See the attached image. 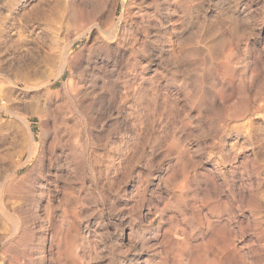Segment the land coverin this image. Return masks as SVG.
I'll list each match as a JSON object with an SVG mask.
<instances>
[{
	"label": "rangeland",
	"instance_id": "rangeland-1",
	"mask_svg": "<svg viewBox=\"0 0 264 264\" xmlns=\"http://www.w3.org/2000/svg\"><path fill=\"white\" fill-rule=\"evenodd\" d=\"M84 5L72 56L112 22L127 53L29 125L10 81L55 72ZM0 89V184L27 224L0 264H264V0H0Z\"/></svg>",
	"mask_w": 264,
	"mask_h": 264
},
{
	"label": "bare ground",
	"instance_id": "bare-ground-1",
	"mask_svg": "<svg viewBox=\"0 0 264 264\" xmlns=\"http://www.w3.org/2000/svg\"><path fill=\"white\" fill-rule=\"evenodd\" d=\"M84 1L87 2V4L89 3V0H84ZM91 8H93V7H91ZM91 8H90V5H84V7L82 9H80L79 11H76L78 9H75V11L73 10V12H72L73 14H71L72 18H71L70 27H71L72 38H71L70 42L69 43L67 42L66 46H64L62 49H60L58 51H55L53 53V55H51V56L49 55L50 57L47 59V63H50L48 61H51V63L54 62L53 64L56 67L55 70H53V72L55 71L54 73H50L48 75L46 74L47 76L44 77V79H41L40 75L38 76V74H37V76L41 79V80L38 79L37 82L28 81V80H25V78L23 80L21 78L18 79L20 81H10V85L12 86V88L19 90V93L23 94V101L21 103L22 110L29 111V113H30V115H26L24 117L19 115L18 116L19 119H22L23 121H25V122H27L29 124V118H31V117H37L40 120H42V119H44L46 117L49 118V116L52 114L51 112H52V108H53V100L55 98H60L63 95H64V98L68 102H75L79 98V96L81 95V92H82L81 86L83 84L81 85V78L78 75V73H80L79 71L82 68V66H83L84 69H87V70L91 69V70L94 71L97 68L98 64H99L100 66H98V68L100 67V68L104 69L106 72H108V74L110 76H112L111 78L114 77V75L116 73L115 72L116 64L113 63V65H112L110 63V60L115 55H118V56H121V57L124 58L126 53H127L126 52L127 51L126 50L127 47H125L124 45H122L120 43L119 34L117 33L118 26L114 22L110 23L106 30H102L98 26L99 30H98L97 36L93 37L94 38L93 44H92V41H91L90 44L88 42H86L84 45L79 46L80 50H79V54L78 55H75V56L73 55L72 56V54H71V50L74 47V45L76 43L80 42V41H84L91 34L92 28H86V24H88V22H94L96 20V18H97V15L100 13V11H98L96 9L92 10ZM52 44H54V43H52ZM124 44H126V43H124ZM193 53H195L194 50H193ZM97 55L100 56L101 59H98ZM193 56L195 57V55H192V57ZM95 58H97V59H95ZM83 59H84L85 63H83L81 66H79L78 65V60H83ZM193 61H195V60H193ZM121 65H120V67H121ZM54 66H52V67H54ZM121 70H122V68H121ZM83 73H85V72H83ZM66 74H67V78L65 80L63 79L64 81L62 82L63 86L61 87V89L59 88V89L55 90L54 89L55 82H57L59 79H62L64 77V75H66ZM108 74H107V76H108ZM41 75H43V74H41ZM26 78H28V77H26ZM101 80H102V86H106L107 85L106 84V79L104 78V80H103V78H101ZM112 84H114V86H115L117 84V82L113 81ZM19 86H22V88H20ZM103 88H105V87H103ZM17 90H15V91H17ZM0 91H1V89H0ZM125 91H127V90H125ZM96 96H98V95H96ZM93 98H94V96H93ZM99 99L95 98V100L97 102L100 101V104L102 106H105L106 105V101L105 100H101V99L99 100ZM103 99H105V98H103ZM60 100H58V101H60ZM111 105H112V103H109V106H111ZM64 109H66V108L64 107ZM101 110H100V112H101ZM24 124H26V123H24ZM7 188H8V190H10L11 187H9V185H7L5 183H1L0 184V217L6 223L7 222L10 223V227L9 228H4L3 230H11V231L9 233H6L5 237H3V239H5L4 241L0 240V245L4 246L6 249L10 245H11V248L23 247L24 243L22 242V239L25 237L24 230H27V224L24 223L23 221H21V218L19 217L20 215L17 216L15 214V213H19V210L21 208L20 206H14L13 207L14 214L9 212V210L7 208V205H6V203H5L4 199H3L4 198L3 197V193L5 194L4 191ZM15 205H17V204H15ZM14 217H16L17 220H15ZM25 248L24 249H19V250L20 251H24ZM13 258L14 259H11V260L17 261V262H21V261H23V259H25V258H23V253L18 252V251L16 252V255H13ZM5 259H4V262L6 263L7 261ZM23 262L26 263L25 261H23ZM9 263H10V261H9Z\"/></svg>",
	"mask_w": 264,
	"mask_h": 264
}]
</instances>
